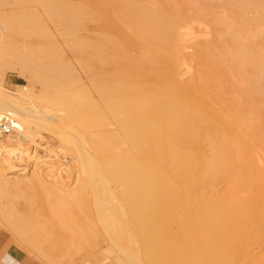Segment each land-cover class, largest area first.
Returning a JSON list of instances; mask_svg holds the SVG:
<instances>
[{"label": "bare ground", "instance_id": "1", "mask_svg": "<svg viewBox=\"0 0 264 264\" xmlns=\"http://www.w3.org/2000/svg\"><path fill=\"white\" fill-rule=\"evenodd\" d=\"M107 1L95 40L59 30L86 55L95 97L43 83L29 52L23 63L0 59V118L18 127L0 137V181L63 210L85 201L91 232L116 250L111 264H264V0ZM43 2L68 25L72 5ZM3 66L30 87L10 92ZM2 206L0 226L36 260L73 263L42 247L32 218Z\"/></svg>", "mask_w": 264, "mask_h": 264}, {"label": "rangeland", "instance_id": "2", "mask_svg": "<svg viewBox=\"0 0 264 264\" xmlns=\"http://www.w3.org/2000/svg\"><path fill=\"white\" fill-rule=\"evenodd\" d=\"M59 1L74 7L70 15L66 17L69 21L68 25H63L59 19L49 16L43 0H0L2 28L0 29V59L9 63H23L24 60L19 57L24 55V52H29L34 62H37L36 64L41 63L40 69L33 63L29 65L33 74L37 75L43 83L57 79L65 87L85 90L95 97L91 77L80 65V60L86 55L71 47L68 43L69 38L60 34L59 30L93 41L106 26L107 18L111 14V4L107 0ZM88 51L91 53L92 50L88 49ZM87 56L92 59L96 67L101 66L99 55ZM59 62L62 67L58 65ZM67 63L73 65L75 73L68 74V69L64 67ZM193 64L195 65V62ZM104 67L109 65L106 64ZM2 69L5 73L4 86L10 92H17L18 86L30 87L29 81L17 71L5 66ZM61 69L63 73H60ZM43 86L38 83L36 90H41ZM48 90L52 93L50 88ZM41 135L45 140H55L48 131H42ZM38 142L45 141L39 137ZM196 147L201 148V144ZM10 184L0 181V207L3 205L2 207L7 206L17 211L24 221L32 218L41 228L43 248L69 253L73 257L72 264H111L108 257L116 250L110 240L91 232L89 225H92L96 219L93 212L81 209V204L86 203L85 201L72 202L69 210H63L59 203L46 199L39 190L24 188L18 192ZM0 219H2L1 211ZM1 226L0 262L8 264L10 258L14 260L15 257L20 262L21 254L22 264H49L46 260L35 261L37 249L32 244L19 239L8 227L10 232L6 227ZM183 234L184 232L181 231L174 233V245L176 239ZM70 240L74 242L71 243ZM257 250L264 252V246ZM174 255V262L184 256L182 252H175Z\"/></svg>", "mask_w": 264, "mask_h": 264}, {"label": "built area", "instance_id": "3", "mask_svg": "<svg viewBox=\"0 0 264 264\" xmlns=\"http://www.w3.org/2000/svg\"><path fill=\"white\" fill-rule=\"evenodd\" d=\"M17 129L18 127L14 125L10 116H3L0 118V137L9 135Z\"/></svg>", "mask_w": 264, "mask_h": 264}, {"label": "crops", "instance_id": "4", "mask_svg": "<svg viewBox=\"0 0 264 264\" xmlns=\"http://www.w3.org/2000/svg\"><path fill=\"white\" fill-rule=\"evenodd\" d=\"M20 259H21V261L19 262L18 259H16V257L14 258V260L12 258H10V260H9L10 262L8 264H22L21 254H20ZM35 261H38V260H35ZM38 262H40V261H38ZM0 264H5V263L0 262Z\"/></svg>", "mask_w": 264, "mask_h": 264}]
</instances>
